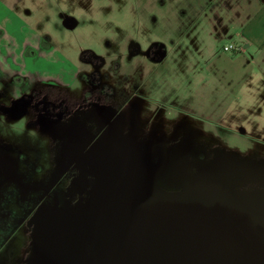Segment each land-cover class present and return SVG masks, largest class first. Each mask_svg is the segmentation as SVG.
<instances>
[{
    "label": "flooded vegetation",
    "instance_id": "flooded-vegetation-1",
    "mask_svg": "<svg viewBox=\"0 0 264 264\" xmlns=\"http://www.w3.org/2000/svg\"><path fill=\"white\" fill-rule=\"evenodd\" d=\"M155 28L141 18L125 21L124 34L114 26L112 38L102 36V50L83 49L69 65L53 60L47 33L22 43L7 33L2 40L0 124L33 131L29 139L43 145L16 139L0 150V264H75L85 209L120 169L142 170L169 193L264 187L262 168L237 176L197 162L182 165L146 138L156 104L170 100ZM49 64L57 66L50 76L56 83L42 92L39 73Z\"/></svg>",
    "mask_w": 264,
    "mask_h": 264
},
{
    "label": "rangeland",
    "instance_id": "rangeland-1",
    "mask_svg": "<svg viewBox=\"0 0 264 264\" xmlns=\"http://www.w3.org/2000/svg\"><path fill=\"white\" fill-rule=\"evenodd\" d=\"M158 1L154 0L149 9L141 10L134 6L132 0H0V51H6L2 40L6 39L7 33L21 43L25 36L33 39L36 32L47 33L53 60L62 61L57 65H66L64 58L69 65L83 49L102 50L106 44L102 36L107 34V38H112L114 26L118 34H124L125 21L136 24L138 18H143L145 23L151 24L156 23L153 19L159 17L161 28L156 27L155 30L160 29L162 36L164 32L162 38L169 51L162 76L166 80L164 88L169 91L170 100L156 104L158 116L150 122L151 130L146 138L159 143L165 157H171L182 165L197 162L204 170L213 167L237 176L264 169L263 139L241 131H230L229 123L207 112L211 106L205 99L206 90L193 88L195 84L187 52L180 51L177 42L171 41L175 38L173 23L179 17V7L175 0H165L164 5ZM63 18L74 20L76 27H66ZM183 44L185 49L189 48L188 42ZM22 49L24 47L20 44L17 51ZM48 67L39 73L42 78L37 89L42 92H47L49 86L56 83L50 76L55 75L57 66L49 64ZM46 73L50 74L49 79L45 78ZM32 133L28 129L16 131L0 124V150L14 146L18 139L21 144L42 146L40 141L29 139L33 137ZM50 144V139H47L45 146ZM213 162L216 163L212 165ZM260 171L264 175V171Z\"/></svg>",
    "mask_w": 264,
    "mask_h": 264
},
{
    "label": "water",
    "instance_id": "water-1",
    "mask_svg": "<svg viewBox=\"0 0 264 264\" xmlns=\"http://www.w3.org/2000/svg\"><path fill=\"white\" fill-rule=\"evenodd\" d=\"M74 242L75 264H264V187L169 193L142 170L120 169Z\"/></svg>",
    "mask_w": 264,
    "mask_h": 264
},
{
    "label": "crops",
    "instance_id": "crops-1",
    "mask_svg": "<svg viewBox=\"0 0 264 264\" xmlns=\"http://www.w3.org/2000/svg\"><path fill=\"white\" fill-rule=\"evenodd\" d=\"M153 1L132 0L141 10L149 9ZM174 2L180 13L172 22L175 38L171 41L187 52L193 88L206 90L205 99L211 106L207 112L229 123L230 131L264 141V0ZM158 3L164 5L165 0ZM159 19H153L157 25L151 24L161 28ZM157 32L167 61L164 32L163 36L160 29ZM183 42L189 43L188 49ZM229 45L238 51L225 50Z\"/></svg>",
    "mask_w": 264,
    "mask_h": 264
},
{
    "label": "built area",
    "instance_id": "built-area-1",
    "mask_svg": "<svg viewBox=\"0 0 264 264\" xmlns=\"http://www.w3.org/2000/svg\"><path fill=\"white\" fill-rule=\"evenodd\" d=\"M225 50H227V51H230V50L231 51H238V48L234 45H229V46L225 47Z\"/></svg>",
    "mask_w": 264,
    "mask_h": 264
}]
</instances>
